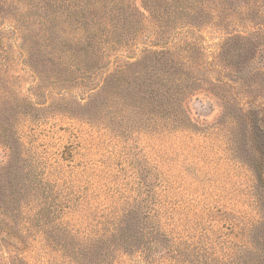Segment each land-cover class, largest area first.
I'll list each match as a JSON object with an SVG mask.
<instances>
[{"label": "rangeland", "instance_id": "rangeland-1", "mask_svg": "<svg viewBox=\"0 0 264 264\" xmlns=\"http://www.w3.org/2000/svg\"><path fill=\"white\" fill-rule=\"evenodd\" d=\"M261 5L0 0V264H264Z\"/></svg>", "mask_w": 264, "mask_h": 264}, {"label": "trees", "instance_id": "trees-1", "mask_svg": "<svg viewBox=\"0 0 264 264\" xmlns=\"http://www.w3.org/2000/svg\"><path fill=\"white\" fill-rule=\"evenodd\" d=\"M262 2H264V0H260ZM260 3V2H258ZM262 6V5H261ZM262 10H264V7L262 6ZM163 54V53H161ZM177 63V62H176ZM178 64V63H177ZM182 64H185V62H182ZM120 70H122V68H120ZM155 83V82H154ZM159 91L158 89H156V92ZM169 92V89H165L161 92V95L163 97H161L160 101L158 100H155V96H153L152 98L155 100V101H151L152 105H155L156 107L159 106L160 109H161V117H163L165 120L167 119L168 121H170V115H172V121H178L176 120L177 118H175V116H173L175 113L178 114V109L176 110L175 107H176V103L174 102H171L169 103V101L171 99H174L175 96L172 95L170 96V98H166L164 97L165 94H168ZM152 93V91H151ZM177 96L180 97V92L177 91ZM183 92H181L182 94ZM175 94H176V91H175ZM152 96V95H151ZM157 97V96H156ZM162 102H164V104H162ZM136 191V190H135ZM133 192V191H132ZM141 191L140 190H137L136 193H134V197L133 199L131 200V203L127 204V208L125 209L123 215H117V213H114L112 212V215H115V218H116V224L120 223V222H126V224L128 225H132V223L130 222L132 219H134L137 215L142 217L143 220H146V221H149V220H153L154 219V222L156 225H158L157 221H156V218H157V213L155 210H153L154 212H152V208L149 207V204L148 202H146V199H143L141 196L142 194L140 193ZM128 198V197H127ZM125 204V203H124ZM118 216H122V217H118ZM123 217H124V220H123ZM126 218V220H125ZM138 220V219H136ZM114 221V219H112V222ZM107 224L106 221L103 220V223L99 224L100 226H105ZM109 225H112L109 224ZM130 225V226H131ZM140 232L142 234H144L145 236H149V235H152V234H156V230H155V226H140Z\"/></svg>", "mask_w": 264, "mask_h": 264}]
</instances>
